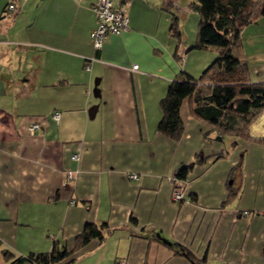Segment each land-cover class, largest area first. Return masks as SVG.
<instances>
[{"label": "crops", "instance_id": "1", "mask_svg": "<svg viewBox=\"0 0 264 264\" xmlns=\"http://www.w3.org/2000/svg\"><path fill=\"white\" fill-rule=\"evenodd\" d=\"M96 1L0 0V264L4 250L45 252L56 239L70 249L86 222L102 220L110 231L71 264H192L156 232L206 264H264V145L204 138L186 101L179 141L156 130L170 81L209 62L194 54L198 14L192 35L176 39L171 5L188 12L187 0H112L126 5L128 28L94 49ZM240 48L250 79L264 81L263 18L241 29ZM249 131L264 136V109Z\"/></svg>", "mask_w": 264, "mask_h": 264}, {"label": "trees", "instance_id": "2", "mask_svg": "<svg viewBox=\"0 0 264 264\" xmlns=\"http://www.w3.org/2000/svg\"><path fill=\"white\" fill-rule=\"evenodd\" d=\"M192 4L199 17L193 48L217 47L218 55L198 78L180 71L170 81L159 101L161 116L156 130L173 141H179L184 131L180 108L186 101L189 114L208 127L203 133L204 138L210 139L209 134L213 132L216 140L232 136L264 145V136L253 137L249 131L251 122L264 109V81L250 79L240 48L241 29L258 18L264 19V0H194ZM169 31L180 39L179 18L175 13L171 14ZM204 160L196 155L195 162ZM193 164L181 166L175 178L185 179ZM235 196L236 192L228 188V199ZM109 231L110 227L104 220L86 222L74 236L70 249L56 239L49 251L14 255L4 250L3 254L7 264H71L73 258L70 255L75 250L91 239H103ZM152 237L162 243L155 235ZM166 245L174 254L186 257L192 264H206L205 256L196 258L182 244L170 242Z\"/></svg>", "mask_w": 264, "mask_h": 264}, {"label": "built area", "instance_id": "3", "mask_svg": "<svg viewBox=\"0 0 264 264\" xmlns=\"http://www.w3.org/2000/svg\"><path fill=\"white\" fill-rule=\"evenodd\" d=\"M6 9L11 11L14 9V5L12 3H8L6 5ZM92 9L95 12L97 21L96 27L90 32L94 49H99L102 46L104 37L107 34H118L128 28L129 19L125 4L115 7L112 4V0H97L92 6ZM136 67L137 65L132 66L133 69ZM53 117L58 118V113L54 112ZM28 128L30 132H33L39 129V126L37 123H32ZM70 158L75 160L78 158V154L73 153ZM128 177L131 179L138 178L137 174L135 173H129ZM72 178V170L67 169L65 171V179L70 180ZM173 180L177 181L175 177ZM171 198L175 202L184 200L185 197L182 188L174 186L172 189Z\"/></svg>", "mask_w": 264, "mask_h": 264}, {"label": "rangeland", "instance_id": "4", "mask_svg": "<svg viewBox=\"0 0 264 264\" xmlns=\"http://www.w3.org/2000/svg\"><path fill=\"white\" fill-rule=\"evenodd\" d=\"M183 1L185 2L186 0H183ZM187 1H188V6L190 7V10H187L188 12L180 11L178 8H175L174 5H171V9L176 11L175 13L179 18V24H180L181 32H183V30H184L186 35L190 36V35H192V26L194 25L193 24L194 19H193V15L191 13L193 12V14H195L197 16V11L192 6L193 4H191L194 0H187ZM194 54H200V56L202 58H205V59L210 57L209 62L206 64V66H207L218 55V48L217 47H208L206 49H200V50L198 49V50H195ZM203 69L198 74H196L194 78H198L201 75V72L203 71ZM232 176H233V174H231V177H229L226 180V182L229 183V180L230 179L232 180ZM176 186H178V185H176ZM178 187L180 188L181 186H178Z\"/></svg>", "mask_w": 264, "mask_h": 264}, {"label": "water", "instance_id": "5", "mask_svg": "<svg viewBox=\"0 0 264 264\" xmlns=\"http://www.w3.org/2000/svg\"><path fill=\"white\" fill-rule=\"evenodd\" d=\"M155 235H156V237H158L163 243H165V244H170V241H169L168 239L162 237V236L159 234V232H156Z\"/></svg>", "mask_w": 264, "mask_h": 264}]
</instances>
